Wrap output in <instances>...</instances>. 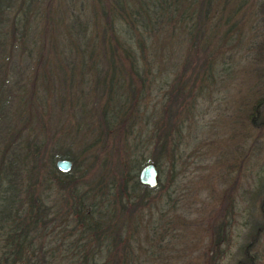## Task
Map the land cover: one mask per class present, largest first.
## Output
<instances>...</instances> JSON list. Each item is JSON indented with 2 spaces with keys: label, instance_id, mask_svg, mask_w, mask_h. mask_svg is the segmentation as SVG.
I'll return each instance as SVG.
<instances>
[{
  "label": "trees",
  "instance_id": "16d2710c",
  "mask_svg": "<svg viewBox=\"0 0 264 264\" xmlns=\"http://www.w3.org/2000/svg\"><path fill=\"white\" fill-rule=\"evenodd\" d=\"M229 2L0 0V264H146L158 255L141 246L146 226L152 242L162 239V184L138 183L142 153L157 170L173 162L180 138L171 129L191 90L178 81L208 78L238 10L264 9V0ZM263 107L264 95L249 121L264 129ZM59 158L69 172L55 168ZM263 201L235 264L253 263Z\"/></svg>",
  "mask_w": 264,
  "mask_h": 264
},
{
  "label": "rangeland",
  "instance_id": "374dc122",
  "mask_svg": "<svg viewBox=\"0 0 264 264\" xmlns=\"http://www.w3.org/2000/svg\"><path fill=\"white\" fill-rule=\"evenodd\" d=\"M235 17L238 28L227 44L218 46L221 53L211 75L192 84L184 82L188 72L178 79L191 90L185 101L178 98L183 106L171 129L180 138L175 159L164 160L157 170L162 207L154 215L155 240L162 239L152 242L147 226L140 233L141 246L158 253L146 264H235L254 224H261L264 129L253 126L249 115L264 95V9L242 6ZM148 100L151 105L153 99ZM259 118L264 121V107ZM142 155L148 162L149 152ZM225 205L230 209L224 211ZM219 223L222 232L214 247ZM145 234L150 241H144ZM75 236L66 237L60 248L66 249ZM258 236L248 252L252 264H264V225ZM50 238L44 243L55 244ZM3 239L0 235V251Z\"/></svg>",
  "mask_w": 264,
  "mask_h": 264
},
{
  "label": "water",
  "instance_id": "95a60500",
  "mask_svg": "<svg viewBox=\"0 0 264 264\" xmlns=\"http://www.w3.org/2000/svg\"><path fill=\"white\" fill-rule=\"evenodd\" d=\"M55 168L61 173H67L71 169V161L64 158L56 159L54 162ZM137 181L140 185L154 188L159 181L157 168L151 162L144 163L137 172Z\"/></svg>",
  "mask_w": 264,
  "mask_h": 264
}]
</instances>
